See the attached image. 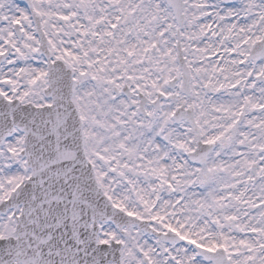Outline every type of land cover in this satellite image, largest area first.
I'll return each mask as SVG.
<instances>
[{
  "label": "snow or ice",
  "instance_id": "snow-or-ice-1",
  "mask_svg": "<svg viewBox=\"0 0 264 264\" xmlns=\"http://www.w3.org/2000/svg\"><path fill=\"white\" fill-rule=\"evenodd\" d=\"M0 264H264V0H0Z\"/></svg>",
  "mask_w": 264,
  "mask_h": 264
}]
</instances>
